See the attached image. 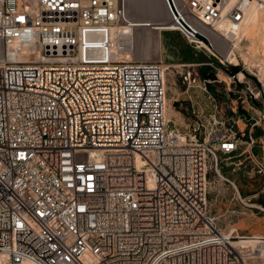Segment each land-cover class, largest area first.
Masks as SVG:
<instances>
[{"label": "built area", "instance_id": "1", "mask_svg": "<svg viewBox=\"0 0 264 264\" xmlns=\"http://www.w3.org/2000/svg\"><path fill=\"white\" fill-rule=\"evenodd\" d=\"M162 1L159 32L239 66L216 35L234 45L250 0ZM136 27L124 0H0V264H264V237L222 228L208 197L251 133L170 126L165 65L135 56ZM241 72L227 92L253 98Z\"/></svg>", "mask_w": 264, "mask_h": 264}, {"label": "rangeland", "instance_id": "2", "mask_svg": "<svg viewBox=\"0 0 264 264\" xmlns=\"http://www.w3.org/2000/svg\"><path fill=\"white\" fill-rule=\"evenodd\" d=\"M127 1L130 15L134 19L157 21L166 18L168 20V13L162 0ZM149 30L154 35L157 33L149 27H138L136 31L146 39ZM159 36V52H155L156 47L146 48V45L139 43L137 38L134 54L141 58H161L164 65H167V94L172 99L171 106L174 113L181 112L182 117L179 121L173 113H170V126L174 127L177 124L181 129H186L188 123L196 118L205 125L204 130H206L211 127L215 115L225 121L234 120L232 117L237 115V111H240L239 106L243 105L247 125L244 128H239L236 123L235 125L238 134L244 131L249 133L250 130L253 142L248 144L242 137L239 139L237 150L229 154V158L220 155L222 169L233 163L235 166L231 171H222L223 178L212 175L208 194L209 205L222 228L229 229L234 225L244 234L260 233L264 229V209L261 207H264V69L262 70L260 66L262 65L260 63L264 65V49L258 45L255 48L249 40H242L239 48H235L240 62L236 67L242 71L241 77L245 74V80L255 95L251 98L250 93L247 94L248 101L244 103L241 99L235 98L236 90L227 92L228 84L225 82V77L226 73L231 71L230 65L221 63L217 57L203 49H196L177 31H162ZM219 39L217 46L225 59L228 43L221 37ZM140 52L142 56L139 55ZM217 70H219L218 76ZM189 72L191 77L196 76L195 82L185 78L186 76L189 78ZM208 79H221V81L218 84L208 82L205 91L202 84ZM235 87V84L231 85L232 89ZM237 156L240 159L232 162V158ZM238 192L241 198L238 197ZM242 199L249 202L251 207L246 206ZM248 213H256L259 218L251 220Z\"/></svg>", "mask_w": 264, "mask_h": 264}, {"label": "bare ground", "instance_id": "3", "mask_svg": "<svg viewBox=\"0 0 264 264\" xmlns=\"http://www.w3.org/2000/svg\"><path fill=\"white\" fill-rule=\"evenodd\" d=\"M124 4H125V9H126L127 16L129 18V20L137 25V27L135 29H133V31H134L133 32V37H134V40H135L134 50H135L136 42H137L136 39L138 38L139 39V43H144L143 45L144 46L146 45V48L147 47L148 48L149 47L150 48L151 47H156L157 50H155V52L156 51L159 52L160 51V38H159V33L160 32H159V29L170 25V24H167L165 22L167 19L165 18V20H164L163 18H161V20L157 19V21H156V19H155V21H146V20H143V19H134L133 17H131V15H130V13L128 11L129 10L128 9V1L124 0ZM147 25H151V26H147ZM138 27H149L150 29H153V30L157 31V33L154 35L149 30L148 31L149 36L146 35V39H145V37L144 38L142 37L143 35L141 33L137 34L136 30H137ZM218 27L222 28V27H224V25L220 24ZM238 37L239 38H238V40H236L234 42V45H232V44L228 45L229 48L225 52L226 54H224L225 57L228 58L232 63L239 61L237 56L234 55V53H235V48L236 47L239 48L240 43L242 42V40H249L250 44L252 46L255 47V46L258 45L260 47L262 46V48L264 49V0H250L248 2V5H247V7L245 9V16H244L240 31H238ZM219 38L220 37L218 35H216V40L217 41L220 40ZM151 49H153V48H151ZM134 50H133V52H134ZM38 51H39V48L35 44H13V45H9L8 46V53L11 54V55L33 57V56H36L38 54ZM246 56H244V58H246ZM260 64H262L260 66H262L261 69L263 70L264 69V65H263V63H260ZM165 68H167V65H165ZM241 73H240V77H241ZM165 78H166V73H165ZM171 100L172 99L167 94L166 95V100H165V104H166L165 105V115H166V118L168 120H170V118H171L170 113H174V111L172 110V107L169 104ZM239 194L240 193L238 192V197L241 198V196ZM242 201H243V203L246 206L251 207V204L249 202L245 201V199H242ZM261 207L264 209L263 206H261ZM230 228L238 229L234 225H231ZM253 235H255L254 237H264V234H261V233H258V234L254 233ZM257 241L258 240L256 238H246V239H244V243L246 245H252V246L255 245ZM260 264H261V262H260Z\"/></svg>", "mask_w": 264, "mask_h": 264}, {"label": "crops", "instance_id": "4", "mask_svg": "<svg viewBox=\"0 0 264 264\" xmlns=\"http://www.w3.org/2000/svg\"><path fill=\"white\" fill-rule=\"evenodd\" d=\"M129 11V10H128ZM129 13H130V11H129ZM159 38H160V36H159ZM140 56H142V53L140 52V54H139ZM139 57V56H138ZM141 58V57H140ZM143 58V57H142ZM238 99H241V102H247L248 101V97L246 96L245 98H238ZM170 106H171V101H170ZM172 107V106H171ZM172 110H173V107H172ZM238 110H240V111H237V115L236 116H234L233 114H232V116H234V117H232L235 121H236V124H237V126L239 127V128H244V127H246V125H247V117H246V115H245V109H244V107H243V105H241V106H239V108H238ZM174 111V110H173ZM181 113V112H180ZM180 113L179 114H176V113H173L175 116H176V118L180 121V120H182V117H181V115H180ZM244 130V129H243ZM249 133H250V130H249ZM248 215H249V218H251V220H253V219H258L259 217L257 216V214L256 213H248ZM260 233L261 234H264V229H262L261 231H260Z\"/></svg>", "mask_w": 264, "mask_h": 264}, {"label": "water", "instance_id": "5", "mask_svg": "<svg viewBox=\"0 0 264 264\" xmlns=\"http://www.w3.org/2000/svg\"><path fill=\"white\" fill-rule=\"evenodd\" d=\"M200 38H203L201 35H198ZM230 69H231V71L233 72V73H236V72H238L240 69L239 68H237V67H234V66H230ZM240 159V157L239 156H237V157H233L232 158V162H235V161H237V160H239ZM234 166H235V164L233 163L232 165H230V166H228L227 168H223L222 169V171L223 172H228V171H231V170H233L234 169Z\"/></svg>", "mask_w": 264, "mask_h": 264}]
</instances>
